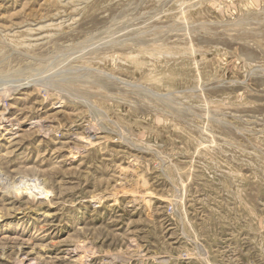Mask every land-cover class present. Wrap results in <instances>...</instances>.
<instances>
[{
    "label": "rangeland",
    "instance_id": "1",
    "mask_svg": "<svg viewBox=\"0 0 264 264\" xmlns=\"http://www.w3.org/2000/svg\"><path fill=\"white\" fill-rule=\"evenodd\" d=\"M0 264H264V0H0Z\"/></svg>",
    "mask_w": 264,
    "mask_h": 264
}]
</instances>
